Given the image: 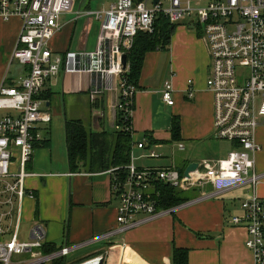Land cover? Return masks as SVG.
Listing matches in <instances>:
<instances>
[{
    "label": "built area",
    "instance_id": "1",
    "mask_svg": "<svg viewBox=\"0 0 264 264\" xmlns=\"http://www.w3.org/2000/svg\"><path fill=\"white\" fill-rule=\"evenodd\" d=\"M77 0H0V17L21 18L23 25L11 61L28 71L17 85L0 86V109L14 111L0 117V235L11 230L15 214L17 224L11 240H0V264H43L68 256L76 247L62 246L49 254L36 252L45 241L43 225H35L30 240H19L18 230L24 198L33 197L26 186L27 170L35 145L42 139L37 123L50 122L51 113L38 97L46 82L65 68L66 72L86 74L92 97L102 96L120 79V95L114 130L133 133L132 112L137 88L123 78L127 67L123 55L132 47L138 31L152 32L158 14L171 23L184 22L205 39L210 55L206 81L214 97V136L227 140L232 149L226 157L202 159L199 167L185 176V168L176 165L140 168L134 157L126 166L123 179L116 172L115 191L121 202L117 227L109 235L124 232L143 222L172 214L201 197H211L238 186L258 185L261 175L255 170L260 150L257 131L264 118V0H113L101 10L77 8ZM73 14L93 16L100 22L96 47L92 50L54 54L51 40L61 31L62 17ZM192 80L188 96H193ZM175 88L171 78L164 81L162 98L173 105ZM125 116L129 122L119 123ZM148 150L149 157H159L150 148L147 134L136 142ZM180 148H184L180 145ZM19 164L13 169L14 162ZM116 169H114L115 171ZM189 191L199 190L193 198L178 206H159L160 185ZM241 214L234 215V225L246 229V247L254 264H264V197L254 191L241 204ZM141 216V217H140ZM31 252V257L21 258Z\"/></svg>",
    "mask_w": 264,
    "mask_h": 264
},
{
    "label": "crops",
    "instance_id": "2",
    "mask_svg": "<svg viewBox=\"0 0 264 264\" xmlns=\"http://www.w3.org/2000/svg\"><path fill=\"white\" fill-rule=\"evenodd\" d=\"M77 8L86 9V6L77 3ZM86 10H90L89 7ZM64 16H69L68 20H64ZM64 16L61 31L51 40L54 54L66 56L70 51L94 49L100 22L85 14L75 20L73 14ZM22 25L18 16L8 20L0 17V86L17 85L27 74V67H16L11 61ZM191 30L188 24L179 23L168 50L151 51L146 55L132 112L131 156L140 168L174 165V157L167 153L149 157L148 150L137 147L136 142L145 134L152 136L154 142L150 143V148L154 151L173 142L184 146L181 149L179 145L180 151L186 150L184 142L194 147L189 154L193 158H188L182 168L193 161L216 162L224 158L214 140V97L206 85L210 71L208 46L200 33ZM162 74L168 76L164 81L169 78L173 81V105L166 104L162 98ZM189 80L193 82L192 97L188 96ZM89 90L90 80L86 74L66 72L64 68L46 82L38 96L52 119L37 123L42 139L36 143L27 163V170L33 174L26 178V186L34 196L27 195L23 200L18 239L30 240L32 228L43 225V246L76 247L67 256L71 262L105 252L108 264H173L174 249L185 248L189 250V264H254L245 244L246 229L234 225L231 218L241 214L243 200L254 191L264 197V118L257 131L261 147L256 154L255 170L261 179L256 188L243 185L201 197L172 214L148 220L120 232L122 234L109 235L117 227L121 202L115 191L114 168L92 166L90 157L89 162L81 160L73 168L68 152L67 122L81 120L92 132H107L110 146L113 145L120 79L115 78L112 89L102 96L92 97ZM5 114L15 112L0 109V117ZM174 116L181 121V141H172ZM200 143L206 144L204 151H200ZM97 150L96 147L95 152ZM150 159L154 162L144 163ZM18 166L15 161L12 167L17 169ZM199 194L197 190L193 198ZM16 224L15 214L11 230L0 235V240H11ZM22 224L27 227L25 231L21 229ZM92 246L94 248L81 255L70 257ZM113 249L117 251L113 253ZM36 252L44 253L42 248ZM20 257L29 258L31 252ZM51 261L43 264H51Z\"/></svg>",
    "mask_w": 264,
    "mask_h": 264
},
{
    "label": "trees",
    "instance_id": "3",
    "mask_svg": "<svg viewBox=\"0 0 264 264\" xmlns=\"http://www.w3.org/2000/svg\"><path fill=\"white\" fill-rule=\"evenodd\" d=\"M177 26L178 24L171 23L163 14H158L152 32L138 31L133 40L132 47L128 51L127 71L123 74V78L128 84L136 88L139 87L147 53L156 50H168ZM129 121L130 119H127L125 116L121 117V115L118 120L119 123L123 124ZM171 133L172 141H181V121L177 116L173 117ZM67 134L68 152L73 168L81 160L88 161V157H90L91 161L88 162L92 166L96 164L102 169L113 167L116 169L115 174L118 172V176H121V179L125 177L127 174L126 166L131 162V151L134 142L133 133L125 132L124 130L115 131L114 143L110 146V141L106 137L107 132L95 133L87 128L81 120H69L67 122ZM147 136L150 143H153L152 136L150 134H147ZM96 147L98 150L95 152ZM195 195H197V189L185 191L161 184L159 206L162 208L175 207L191 200ZM58 249L52 244L42 247L44 254L52 253ZM112 251L115 253L117 249H113ZM103 254L104 252H98L86 259L74 262L69 261L67 256H62L53 259L51 264H81ZM103 264H105V259ZM173 264H189V250L175 248Z\"/></svg>",
    "mask_w": 264,
    "mask_h": 264
},
{
    "label": "rangeland",
    "instance_id": "4",
    "mask_svg": "<svg viewBox=\"0 0 264 264\" xmlns=\"http://www.w3.org/2000/svg\"><path fill=\"white\" fill-rule=\"evenodd\" d=\"M110 1L111 0H77V2L79 4H81L82 6H86V9H88V7H89L90 10H94V11L101 10V9H103L106 6H109V4H110L109 2ZM195 1H197V0H195ZM87 4H89V5H87ZM63 18H64V20H68L69 16H64ZM190 27L192 29L191 32L192 31L193 32L196 31V30L194 31V28L192 26H190ZM98 35H99V33H98ZM97 39H98V36H97ZM14 62H15L14 64H15L16 67H20L21 64H19L18 62L16 63V61H14ZM209 65H210V62H209ZM21 66H23V65H21ZM166 77H168V76H166V74H162V81H164ZM207 78H208V76H207ZM159 79H161V78L159 77ZM214 140L216 141L217 149H219L220 152H222V156L223 157L227 156L229 151L232 149L231 143L229 141H227V140L220 139V138H214ZM183 144L186 146V150H184V151H180L179 150V145L180 144L177 143V142H173L169 146H166V147H163V148L156 147L154 149L159 154L167 153L169 156L174 157V163L173 164L176 165V166H179V167H184L185 166V161L188 158H190V159L193 158L192 156H189V154L194 149V147H191V145L186 143V142H184ZM203 145H206V144L200 143V145H199L200 146V151H204L205 147H207V146H203ZM147 162H151L152 163L154 161L151 160V159L144 161V163H147ZM22 227H21V229L23 231H25L27 229V227H25L24 224H22ZM239 227H241V226H239ZM120 234H122V233H120ZM89 248H94V246L81 249L78 252H74L70 257H76L77 255H81L85 251L89 250ZM102 256L105 257L104 258L105 259V264H108V260L106 258L107 254H105V252H104V254Z\"/></svg>",
    "mask_w": 264,
    "mask_h": 264
},
{
    "label": "water",
    "instance_id": "5",
    "mask_svg": "<svg viewBox=\"0 0 264 264\" xmlns=\"http://www.w3.org/2000/svg\"><path fill=\"white\" fill-rule=\"evenodd\" d=\"M158 1L159 0H154L155 3H157ZM122 61H123L124 68H126L127 67V62H128V55L127 54H124L123 55ZM198 167H199V164H198L197 161L190 162L186 166V168L184 170L185 176H189L190 175V172L195 171ZM95 259L98 260V264H103L104 263V257L102 255L97 256V257L92 258V259H89V260H87V262H92Z\"/></svg>",
    "mask_w": 264,
    "mask_h": 264
},
{
    "label": "bare ground",
    "instance_id": "6",
    "mask_svg": "<svg viewBox=\"0 0 264 264\" xmlns=\"http://www.w3.org/2000/svg\"><path fill=\"white\" fill-rule=\"evenodd\" d=\"M81 264H98V260L97 259H95L94 261H92V262H83V263H81Z\"/></svg>",
    "mask_w": 264,
    "mask_h": 264
}]
</instances>
